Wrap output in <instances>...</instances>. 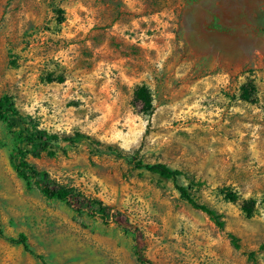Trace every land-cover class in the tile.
<instances>
[{
  "label": "rangeland",
  "instance_id": "obj_1",
  "mask_svg": "<svg viewBox=\"0 0 264 264\" xmlns=\"http://www.w3.org/2000/svg\"><path fill=\"white\" fill-rule=\"evenodd\" d=\"M3 96L49 135L98 143L25 157L87 202L70 206L24 186L0 121V234L44 264H264V0H0ZM0 264L41 263L0 238Z\"/></svg>",
  "mask_w": 264,
  "mask_h": 264
},
{
  "label": "trees",
  "instance_id": "obj_2",
  "mask_svg": "<svg viewBox=\"0 0 264 264\" xmlns=\"http://www.w3.org/2000/svg\"><path fill=\"white\" fill-rule=\"evenodd\" d=\"M134 99L138 102L143 111L149 112L152 109L151 99L146 87L140 86L134 91ZM241 98L248 99L245 90L242 91ZM0 121L5 122L8 133L11 136V143L8 153V164L15 171L17 177L23 182L24 186L28 189L31 186H35L41 195L46 199H55L60 202L68 203L70 206L83 205L85 199L81 196L73 194L70 190L62 187L52 186L49 184H43L39 180L34 178L38 177L35 170L26 162L25 157L31 156L37 158L43 154L47 157H53L56 152L62 149L63 146L77 143L89 147L92 150H96L94 145H98L97 142H91L87 137L75 136V138H59L55 135H49L46 132L38 129L36 124L29 119L21 117L11 102L10 97L3 96L0 98ZM94 143V145H93ZM119 155V154H116ZM134 167L144 169L146 172L157 176L160 179L175 182L181 173L177 170H172L167 166L156 163L151 165H142L135 163ZM174 188L179 197L184 200L191 208L198 210L205 214L207 218L218 228L221 229L223 222L219 220V217L208 207L202 204L196 203L187 193V191L176 184ZM224 199L228 202H237L238 198L234 193L228 192L224 195ZM99 213L103 215L105 209L101 208L99 203H96ZM240 211L249 216L253 211V202L250 200H242L239 202ZM0 238L7 243L15 246H19L24 253L29 254L34 259L44 264L43 257L30 250L26 243V238L23 234H18L15 238H5L0 234ZM231 244L237 248V240L233 236H229ZM135 258L140 263H146L139 253L134 251Z\"/></svg>",
  "mask_w": 264,
  "mask_h": 264
}]
</instances>
